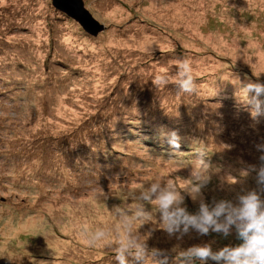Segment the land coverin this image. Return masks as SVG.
<instances>
[{
    "label": "rangeland",
    "instance_id": "rangeland-1",
    "mask_svg": "<svg viewBox=\"0 0 264 264\" xmlns=\"http://www.w3.org/2000/svg\"><path fill=\"white\" fill-rule=\"evenodd\" d=\"M83 4L105 27L95 36L51 0H0V264H117V207L133 212L153 182L190 191L200 147L206 203L257 189L255 172L241 173L261 163L264 116H251L234 83H264V0ZM179 59L191 63L194 93L171 80ZM162 69L169 80L157 85ZM183 194L195 213L199 201ZM158 220L138 232L168 264L194 245L241 243L235 230L169 237ZM96 229L108 236L89 246Z\"/></svg>",
    "mask_w": 264,
    "mask_h": 264
},
{
    "label": "clouds",
    "instance_id": "clouds-1",
    "mask_svg": "<svg viewBox=\"0 0 264 264\" xmlns=\"http://www.w3.org/2000/svg\"><path fill=\"white\" fill-rule=\"evenodd\" d=\"M177 71L171 77L172 82L182 93H194L196 84L192 75L191 63L187 59L176 61ZM155 77L157 85L166 84L169 76L166 69ZM239 86L240 95L246 104L250 105V114L255 119L264 116V83L241 82L238 78L235 83ZM251 94V95H250ZM169 144L178 149L180 137L176 131L167 133ZM264 153V145L257 146ZM196 170L191 190L178 189L171 179L166 182H153L142 190L137 197L139 201L133 212H128L117 207L116 214L121 220V232L114 241H109L114 247V259L117 264H129V257L137 262L146 264H168L169 255L161 249H149L146 239H141L138 228L155 218L159 214L158 223L169 237L183 236L195 231L201 236L217 233L228 237L235 230L237 239L241 241L236 246H224L213 250L211 243H202L179 250L174 257V264H207L209 260L215 264H264V154L260 156L259 167L249 165L242 171L243 176L255 172L257 189L247 190L238 194L235 202L229 199L213 200L206 203L201 195V189L210 180V165L206 162L207 152L203 147L197 150ZM184 192L193 200L199 201L198 210L190 213L185 205ZM149 205L155 206V214ZM139 221L134 229L133 225ZM108 233L104 229H96L90 233L86 243L89 246L104 240Z\"/></svg>",
    "mask_w": 264,
    "mask_h": 264
},
{
    "label": "water",
    "instance_id": "water-1",
    "mask_svg": "<svg viewBox=\"0 0 264 264\" xmlns=\"http://www.w3.org/2000/svg\"><path fill=\"white\" fill-rule=\"evenodd\" d=\"M51 3L56 10L75 20L86 33L92 36L105 28L84 7L83 0H51Z\"/></svg>",
    "mask_w": 264,
    "mask_h": 264
},
{
    "label": "bare ground",
    "instance_id": "bare-ground-1",
    "mask_svg": "<svg viewBox=\"0 0 264 264\" xmlns=\"http://www.w3.org/2000/svg\"><path fill=\"white\" fill-rule=\"evenodd\" d=\"M183 2H185V1H183ZM190 2H191V1H190ZM183 4H184V3H183ZM184 5H185V4H184ZM226 27H227V25H226ZM226 27H225V28H226Z\"/></svg>",
    "mask_w": 264,
    "mask_h": 264
},
{
    "label": "trees",
    "instance_id": "trees-1",
    "mask_svg": "<svg viewBox=\"0 0 264 264\" xmlns=\"http://www.w3.org/2000/svg\"><path fill=\"white\" fill-rule=\"evenodd\" d=\"M146 141V140H145Z\"/></svg>",
    "mask_w": 264,
    "mask_h": 264
}]
</instances>
